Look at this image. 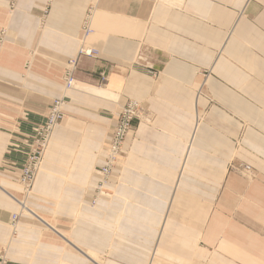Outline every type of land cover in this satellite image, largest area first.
<instances>
[{
  "label": "crops",
  "instance_id": "obj_1",
  "mask_svg": "<svg viewBox=\"0 0 264 264\" xmlns=\"http://www.w3.org/2000/svg\"><path fill=\"white\" fill-rule=\"evenodd\" d=\"M12 1L0 0L9 264H264V0ZM83 46L98 53L78 56ZM77 57L82 87L66 93L28 199L50 226L23 215L12 238L30 137ZM133 99L146 119L111 176L114 196L92 207L103 143Z\"/></svg>",
  "mask_w": 264,
  "mask_h": 264
},
{
  "label": "built area",
  "instance_id": "obj_2",
  "mask_svg": "<svg viewBox=\"0 0 264 264\" xmlns=\"http://www.w3.org/2000/svg\"><path fill=\"white\" fill-rule=\"evenodd\" d=\"M17 0L12 1V6H15ZM52 1V0H50ZM50 3L46 6L44 15L46 16L50 11ZM93 7L90 8L85 16L83 23V36L86 37L92 33L90 28V19ZM97 50L82 47L79 50L78 56H95ZM78 58L70 59L66 63L64 84L61 93L54 98L50 107L46 112V121L39 126L35 135L31 136V144L27 152L26 161L23 164L17 183L21 188L20 196L11 194V197L16 201L18 210L11 215L9 223L11 228L12 238L16 235L18 226L23 215H28L36 220L48 225L38 213L29 206L28 199L34 194L33 187L38 173L42 169L43 162L46 157L47 150L50 145L52 134L57 125H59L65 118L64 107L67 103L66 93L72 89H76L78 81L75 77ZM26 69H30V62H27ZM103 81L106 77H102ZM144 107L141 102L133 99L125 105L117 115V123L113 126L108 137H106L103 147L105 155L102 157L104 163L97 166L95 172L99 176V182L95 189L94 195L90 199V205L96 207L100 199H111L114 196V189L117 183L111 181V176L114 173L118 163L125 152V143L131 135L135 132V122L145 120ZM200 117L197 116V121ZM248 168V167H247ZM9 242L2 243L0 246V264H9L8 259Z\"/></svg>",
  "mask_w": 264,
  "mask_h": 264
},
{
  "label": "rangeland",
  "instance_id": "obj_3",
  "mask_svg": "<svg viewBox=\"0 0 264 264\" xmlns=\"http://www.w3.org/2000/svg\"><path fill=\"white\" fill-rule=\"evenodd\" d=\"M156 258H158L157 260L160 262L158 264H168L169 262H172V261H169L166 257H163V256H157Z\"/></svg>",
  "mask_w": 264,
  "mask_h": 264
},
{
  "label": "bare ground",
  "instance_id": "obj_4",
  "mask_svg": "<svg viewBox=\"0 0 264 264\" xmlns=\"http://www.w3.org/2000/svg\"><path fill=\"white\" fill-rule=\"evenodd\" d=\"M88 48H89V47H88ZM80 86L82 87V84L80 85V83H78V86H77V87H78V89H79V88H81ZM168 259L172 260V258H171V257H169ZM178 261H179V262H181L180 260H178Z\"/></svg>",
  "mask_w": 264,
  "mask_h": 264
}]
</instances>
